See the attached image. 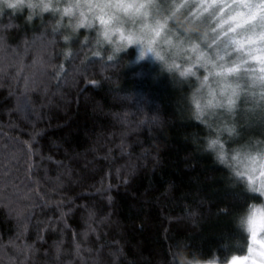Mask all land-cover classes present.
Returning <instances> with one entry per match:
<instances>
[{"label": "trees", "instance_id": "16d2710c", "mask_svg": "<svg viewBox=\"0 0 264 264\" xmlns=\"http://www.w3.org/2000/svg\"><path fill=\"white\" fill-rule=\"evenodd\" d=\"M49 53L55 67L46 77L26 71ZM78 63L38 24L21 21L7 35L0 264H171L177 246H217L232 227L224 206L236 204L222 170L190 143L166 78L123 73L124 90L145 91L149 112L160 106L155 126L125 112L119 74Z\"/></svg>", "mask_w": 264, "mask_h": 264}, {"label": "clouds", "instance_id": "9594fccd", "mask_svg": "<svg viewBox=\"0 0 264 264\" xmlns=\"http://www.w3.org/2000/svg\"><path fill=\"white\" fill-rule=\"evenodd\" d=\"M21 21L78 69L119 74V100L142 123L164 118L145 91L122 88L126 70L178 94L190 143L222 170L236 207L224 206L232 227L217 246H177L171 264H238L249 240L264 252V0H0V54ZM50 67L49 53L26 71Z\"/></svg>", "mask_w": 264, "mask_h": 264}, {"label": "rangeland", "instance_id": "374dc122", "mask_svg": "<svg viewBox=\"0 0 264 264\" xmlns=\"http://www.w3.org/2000/svg\"><path fill=\"white\" fill-rule=\"evenodd\" d=\"M232 259L238 264H264V252L261 251L260 247L253 246L252 241L249 240L246 254Z\"/></svg>", "mask_w": 264, "mask_h": 264}, {"label": "snow or ice", "instance_id": "6c2138e0", "mask_svg": "<svg viewBox=\"0 0 264 264\" xmlns=\"http://www.w3.org/2000/svg\"><path fill=\"white\" fill-rule=\"evenodd\" d=\"M36 62H37V60L34 59L33 63H36ZM26 86H27V81H26ZM26 143H30V141L26 142Z\"/></svg>", "mask_w": 264, "mask_h": 264}]
</instances>
